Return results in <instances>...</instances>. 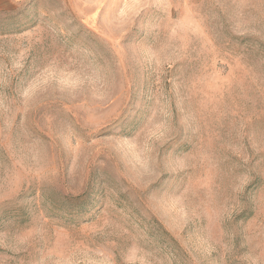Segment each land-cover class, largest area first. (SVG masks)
<instances>
[{"label": "rangeland", "instance_id": "374dc122", "mask_svg": "<svg viewBox=\"0 0 264 264\" xmlns=\"http://www.w3.org/2000/svg\"><path fill=\"white\" fill-rule=\"evenodd\" d=\"M0 264H264V0H0Z\"/></svg>", "mask_w": 264, "mask_h": 264}]
</instances>
